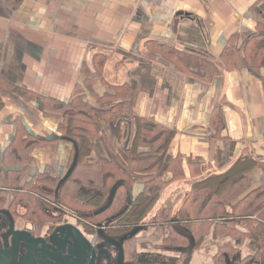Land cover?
<instances>
[{"label": "crops", "instance_id": "crops-1", "mask_svg": "<svg viewBox=\"0 0 264 264\" xmlns=\"http://www.w3.org/2000/svg\"><path fill=\"white\" fill-rule=\"evenodd\" d=\"M262 17L264 0H0V191L5 174L24 167L13 155L21 142L37 143L35 170L69 176L75 146L57 140L52 105L117 112L98 124L90 161H116L137 139V154L165 146L167 187L149 219L179 209L199 171L264 163V67L228 69L222 58L231 44L244 49ZM190 55L202 61L190 66ZM176 161L186 174L177 182ZM247 176L264 187V168ZM137 182L136 195L145 188ZM220 243H205L210 264Z\"/></svg>", "mask_w": 264, "mask_h": 264}, {"label": "trees", "instance_id": "trees-1", "mask_svg": "<svg viewBox=\"0 0 264 264\" xmlns=\"http://www.w3.org/2000/svg\"><path fill=\"white\" fill-rule=\"evenodd\" d=\"M257 28V35L247 36L242 45L244 49L236 50L231 44L225 50L222 58L228 69L264 67V17L260 18ZM181 56L185 57V54ZM194 58L199 59L188 56L190 66ZM73 104L60 107L50 103L52 107L47 110V115L60 118L62 138L75 144L70 177L64 181L52 179L47 176V173L52 174L51 171H46L44 176L36 175L32 152L37 143L21 142L13 155L17 165L24 167L5 174L4 184L8 191H0V202L6 201L8 194L13 195L16 203L25 204V200L30 199L27 206L32 211L29 215L38 218L45 217L42 210L44 200L58 202L76 215H94L95 211L108 204L116 184L124 182L126 185L118 189L112 206L105 214L109 212L110 217L117 216L120 221L116 225L126 228L122 232L131 233L144 223L167 187L162 182L163 156L159 158L165 146L148 151L145 147L144 152L137 154L141 148L138 144L142 142L137 139L135 146L121 152L116 161H90L100 132L98 124L113 121L117 112H96L85 102L79 106ZM88 110L93 111V116L86 112ZM253 168H264V163L259 164L247 157L223 174L203 176L199 171L198 175L191 176L194 181L192 189L179 209H159L153 221L158 226L156 238L166 247L184 250L178 257L162 256L160 264L181 261L189 264L194 251L203 247L210 236L212 241L221 242L212 256L213 264H264V187H250L247 171ZM171 169L173 181L185 178L180 162L176 161ZM139 180L145 188L128 206L132 187ZM43 183L53 193L41 191L39 188ZM225 239L229 242L224 244L222 241ZM246 243H250L252 252L243 256L241 250Z\"/></svg>", "mask_w": 264, "mask_h": 264}, {"label": "flooded vegetation", "instance_id": "flooded-vegetation-1", "mask_svg": "<svg viewBox=\"0 0 264 264\" xmlns=\"http://www.w3.org/2000/svg\"><path fill=\"white\" fill-rule=\"evenodd\" d=\"M57 205L62 206L44 200L45 217L38 218L30 216L32 208L23 203L0 202V264H160L168 255L127 251L132 239L125 240L129 233L116 225V216L102 224L101 216L60 213Z\"/></svg>", "mask_w": 264, "mask_h": 264}, {"label": "rangeland", "instance_id": "rangeland-1", "mask_svg": "<svg viewBox=\"0 0 264 264\" xmlns=\"http://www.w3.org/2000/svg\"><path fill=\"white\" fill-rule=\"evenodd\" d=\"M86 112L88 114L91 113V115L93 116V111L88 110ZM149 135H150L149 136V140L151 141L154 137H157L158 134H157V131L156 132L154 131L153 133H149ZM148 144H147V148H149V149L154 148L155 149V147H153L152 145H148ZM92 153H93V151H92ZM44 175L45 174H43L42 176H44ZM48 175H49L50 178L54 179V176L52 174L47 173V176ZM137 185H138V182H136L133 185V188H135ZM31 188L32 187H28V189H31ZM39 189H41V191L43 190V192H45V191L50 192V193L52 192V189L47 187V186H45V183H43V185H40ZM40 198L41 199H45L44 197L42 198L41 196H40ZM13 200H14L13 195L11 196L10 194H8V196L6 197L7 204H9V202H11V201L13 202ZM29 201H30V199L25 200V204L24 205H29L28 204ZM55 209H57L58 212H60V213H62V212L65 213V211L66 212L67 211H71V210H69L67 208H64L63 206H59V205H57V208H55ZM71 212H73V211H71ZM21 213H24V211H21ZM73 213H75V212H73ZM110 214L111 213L108 212V214H105L104 216H101L98 219L99 223L100 222H102V224L107 223L109 221V219H110ZM153 215H155V212H154ZM145 220H146V222H144V224H145L144 228H145L146 231H144L141 235H139L136 240H133L130 243H128L127 251H132L134 249V250H136V251H138L140 253H148V252H164V253H166V252H169L170 254H168V256H170V257H172L173 255L178 257L180 255V253L182 251H184L183 249L182 250H178V249H173V248H170V247H166L162 243V241H160V240H158L156 238V236L158 235L157 234L158 226H157V224L153 225V221H155L154 217H151L149 219V217L147 216V218ZM145 232H147V233H145ZM207 246L209 247V244H207L206 246L204 245L200 249L194 251V254L192 256V260H191L190 264H210V262L208 260V254H207V251H206V247ZM214 246H216V245H214ZM215 248H217V246ZM168 249H170V250H168ZM182 260H184V259H182ZM177 264H184V261L183 262H178Z\"/></svg>", "mask_w": 264, "mask_h": 264}, {"label": "water", "instance_id": "water-1", "mask_svg": "<svg viewBox=\"0 0 264 264\" xmlns=\"http://www.w3.org/2000/svg\"><path fill=\"white\" fill-rule=\"evenodd\" d=\"M126 185V183H124V182H118L117 184H116V186L113 188V190L111 191V194H110V198H109V200H108V204L105 206V207H103L102 209H100L99 211H97L96 213H95V215H101V214H103L104 212H106L107 210H109V208L112 206V204H113V202H114V199H115V196H116V194H117V191H118V189L120 188V187H122V186H125ZM132 196L130 197V201H129V204H131V202H132ZM67 229H72V230H74L73 228H70V227H66ZM138 231H139V229H137V230H135L131 235H129V236H127L126 237V239L125 240H129V239H131L134 235H136L137 233H138ZM74 236H75V238L79 241L80 240V238H79V236L77 235V234H73ZM80 242H81V240H80ZM82 243V242H81ZM116 244V243H115ZM119 247L121 246V244L120 245H118ZM122 251V250H121ZM67 264H70L69 262H66Z\"/></svg>", "mask_w": 264, "mask_h": 264}]
</instances>
